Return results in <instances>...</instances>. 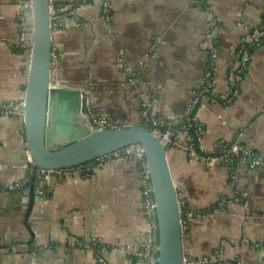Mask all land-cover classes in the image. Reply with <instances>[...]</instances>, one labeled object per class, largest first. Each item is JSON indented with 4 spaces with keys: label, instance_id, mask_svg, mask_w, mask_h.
Segmentation results:
<instances>
[{
    "label": "crops",
    "instance_id": "crops-1",
    "mask_svg": "<svg viewBox=\"0 0 264 264\" xmlns=\"http://www.w3.org/2000/svg\"><path fill=\"white\" fill-rule=\"evenodd\" d=\"M76 1L50 0L53 78L85 89L111 126L177 124L208 87L197 112L201 151L237 143L251 156L192 161L184 130L168 149L185 255L264 264V39L236 95L229 82L241 42L264 22V0H87L78 10ZM24 39L22 0H0V104L8 110L26 94ZM32 166L22 113L0 115V264H139L150 236L155 244L134 156L91 177L45 180Z\"/></svg>",
    "mask_w": 264,
    "mask_h": 264
},
{
    "label": "water",
    "instance_id": "water-1",
    "mask_svg": "<svg viewBox=\"0 0 264 264\" xmlns=\"http://www.w3.org/2000/svg\"><path fill=\"white\" fill-rule=\"evenodd\" d=\"M22 15L27 84L17 109L33 164L44 170L71 169L137 147L148 167L154 201L153 264H203L189 262L185 255L180 198L162 135L148 123L104 126L85 89L61 85L52 76L58 12L50 0H22Z\"/></svg>",
    "mask_w": 264,
    "mask_h": 264
},
{
    "label": "built area",
    "instance_id": "built-area-1",
    "mask_svg": "<svg viewBox=\"0 0 264 264\" xmlns=\"http://www.w3.org/2000/svg\"><path fill=\"white\" fill-rule=\"evenodd\" d=\"M76 2L80 3L76 8V10H78L84 4V2L83 0H77ZM263 39H264V22L256 29H253L248 34V36L245 37L244 40L241 42L240 50L238 53V57L240 58L239 66L233 68L231 74L229 75V82L231 83V85H233L235 90L233 94L235 93L236 95L240 89L239 87L242 77L247 69L248 63L251 60L250 50L253 47L260 45ZM209 94L212 93L210 92V89L208 87L204 85L200 87V90H198L196 94V99L193 101L191 105L190 113L186 117V119H184L185 125H183L181 129L175 128L176 125H178V123L175 124L173 122H167L164 125L154 123V125H152L153 130L158 134L162 135V142L164 143L167 149L175 146L179 142L180 134L182 130L186 131L188 135L187 152L189 158L192 161H205L210 163L216 159L228 160L232 156L239 158H243V157L245 158L251 156L250 150L237 143L222 145L220 149H218V151L213 154H206L201 151L200 142L202 140V129L199 123L197 112L200 109L203 100H206ZM9 109L10 110H8V108L0 107V115H9L11 114L12 111L13 113L20 112L16 107L13 106H10ZM99 118L104 123V126L113 127L110 124H108V121L106 120L105 117L100 116ZM163 127H165L164 131L162 130ZM191 131H193V136L190 133ZM131 156L137 157V159L142 161L141 167H142V174L144 176L142 195L144 198V208L146 210V213L151 217L154 223V212H153L154 201L152 196L148 167L146 161L142 156V151L137 147L127 148L122 151H118L114 154H111L109 156L99 158L91 163H87L85 165H81L71 169L44 170L37 168L31 161L30 157L29 159L33 165L31 169V174L37 176L38 178L49 180L53 176L66 177L78 173L83 175L84 177H91L98 168H104L110 166L114 163H117L120 160H128L130 159ZM262 162H263L262 160H258L256 161V164H261ZM153 241L154 239H152V236H150L144 250L141 253H138V255L137 253H133L140 257L141 260L139 261V264H153V261L155 260L156 257V247H157L156 240H155V244L153 243ZM187 261L190 262V259L187 258Z\"/></svg>",
    "mask_w": 264,
    "mask_h": 264
},
{
    "label": "trees",
    "instance_id": "trees-1",
    "mask_svg": "<svg viewBox=\"0 0 264 264\" xmlns=\"http://www.w3.org/2000/svg\"><path fill=\"white\" fill-rule=\"evenodd\" d=\"M250 51H251V50H250ZM183 125H185V121H184V120L180 121V122L178 123V125H177L175 128H176V129H181V127H182ZM162 130L164 131V130H165V127H163ZM190 133H191V135L193 136V131H191ZM152 196H153V195H152Z\"/></svg>",
    "mask_w": 264,
    "mask_h": 264
},
{
    "label": "rangeland",
    "instance_id": "rangeland-1",
    "mask_svg": "<svg viewBox=\"0 0 264 264\" xmlns=\"http://www.w3.org/2000/svg\"><path fill=\"white\" fill-rule=\"evenodd\" d=\"M84 4L87 2V0H83ZM136 152V150H135ZM136 160H138L140 163L142 162L141 160L137 159V157H134ZM142 166V165H141Z\"/></svg>",
    "mask_w": 264,
    "mask_h": 264
}]
</instances>
